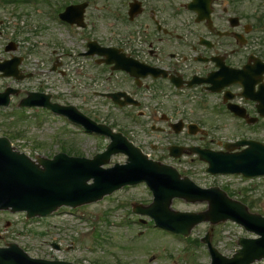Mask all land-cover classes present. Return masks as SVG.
Masks as SVG:
<instances>
[{"label":"flooded vegetation","instance_id":"obj_1","mask_svg":"<svg viewBox=\"0 0 264 264\" xmlns=\"http://www.w3.org/2000/svg\"><path fill=\"white\" fill-rule=\"evenodd\" d=\"M82 3L83 27L61 22L87 31L90 117L142 149L139 140L165 136L170 157L173 147L238 154L248 146L239 142L264 144V0H65L46 12ZM41 86L23 97L71 103ZM99 106L125 117L101 121Z\"/></svg>","mask_w":264,"mask_h":264},{"label":"rangeland","instance_id":"obj_2","mask_svg":"<svg viewBox=\"0 0 264 264\" xmlns=\"http://www.w3.org/2000/svg\"><path fill=\"white\" fill-rule=\"evenodd\" d=\"M55 1L62 3L65 0H0V58L6 59L13 54L22 56L25 59L20 65L21 70L34 74L24 80L0 75V91L7 86L21 89L12 97L9 107H0V136L9 137L18 150L33 158L37 155L52 157L63 147L77 151V154H69L91 158L104 148L106 139L86 133L67 118L45 109H17V103L24 96L23 89L43 85L60 94L61 102L69 101L89 116V93H92L89 89V58L80 55L87 31L80 35V30L73 31L48 17V3ZM9 40L18 44L16 51H5ZM53 64L65 74L51 71ZM99 108L101 121L111 118L118 123L125 117L111 107ZM139 142L151 158L175 166L204 188L220 187L231 198L245 203L250 211L264 215V178L211 175L206 172L207 164L200 161L197 154H185L177 162L164 150L169 143L165 136L148 137L147 143ZM191 142L198 143L190 141L188 144ZM153 144L158 145L156 150L152 149ZM207 144L214 145L210 141ZM125 160V155L117 154L106 166ZM152 198L147 185L140 183L124 187L94 203L73 209L62 207L43 218L26 219L24 212L0 211V245L16 242L31 256L79 264H210L207 246L201 241L186 242L179 236L160 228H147L139 222L140 218L147 223L152 219L134 213L133 204H149ZM171 207L199 212L207 209V203L173 198ZM207 231H210L213 244L229 257L239 248L240 237L256 236L227 220L215 224L200 223L193 227L189 237L200 240ZM55 243L60 249L53 246ZM252 264H264V258Z\"/></svg>","mask_w":264,"mask_h":264},{"label":"water","instance_id":"obj_3","mask_svg":"<svg viewBox=\"0 0 264 264\" xmlns=\"http://www.w3.org/2000/svg\"><path fill=\"white\" fill-rule=\"evenodd\" d=\"M80 20L81 17L78 22ZM18 63V58L0 62V71L4 72L3 75L14 74L21 78L18 76ZM12 91L8 88L0 92V105L9 104ZM22 104L47 105L89 130L111 134L114 140L105 152L92 159L61 153L52 159L39 156L33 160L15 150L7 137H0V209H11L13 212L25 210L28 217L46 215L62 205L76 207L91 203L126 184L144 181L152 188L155 200L147 207L136 206V210L152 215L161 226L188 234L194 225L204 220L218 223L231 219L260 235L258 238H241L239 244L242 247L232 257L222 255L213 247L209 237L205 238L212 254V264H251L264 258V217L250 213L246 205L229 198L219 187L205 189L188 178H180L173 167L149 159L146 154L119 138V134H113L104 125H97L74 106L61 107L44 101L38 95L24 99ZM249 144L248 149L235 155L196 150L201 159L209 162L208 170L213 173L243 172L247 176L264 174V146L257 142ZM117 152L129 155L127 163L104 168L111 155ZM91 179L93 182L89 183ZM174 197L194 202L208 201L209 208L199 213L173 211L170 206ZM10 245L12 250L0 248V264H71L34 259L15 243Z\"/></svg>","mask_w":264,"mask_h":264}]
</instances>
